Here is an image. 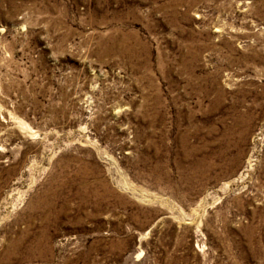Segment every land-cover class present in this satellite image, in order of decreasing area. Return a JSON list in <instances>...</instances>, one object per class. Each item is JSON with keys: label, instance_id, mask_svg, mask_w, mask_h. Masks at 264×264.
<instances>
[{"label": "rangeland", "instance_id": "rangeland-1", "mask_svg": "<svg viewBox=\"0 0 264 264\" xmlns=\"http://www.w3.org/2000/svg\"><path fill=\"white\" fill-rule=\"evenodd\" d=\"M0 264H264V0H0Z\"/></svg>", "mask_w": 264, "mask_h": 264}]
</instances>
